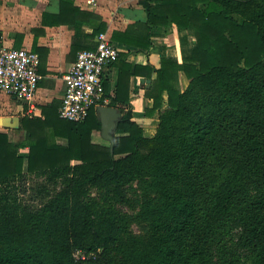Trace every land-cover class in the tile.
<instances>
[{
    "label": "trees",
    "instance_id": "obj_1",
    "mask_svg": "<svg viewBox=\"0 0 264 264\" xmlns=\"http://www.w3.org/2000/svg\"><path fill=\"white\" fill-rule=\"evenodd\" d=\"M57 1L58 13H43V25L73 30L75 51L94 49L106 24L74 0ZM138 4L145 22L110 39L146 51L154 29L176 26L181 63L161 59L145 93L152 99L145 114L161 108L162 92L167 108L151 133L133 122L130 66L121 65L109 103L123 113L112 154L91 141L100 129L95 108L71 122L53 103L40 117H21L19 140L0 131V264H99L118 254V264H264V0ZM179 74L187 81L182 91ZM30 178L42 179L40 206L20 201ZM134 182L144 197L134 217L123 216L114 204L126 203L120 191ZM93 189L101 205L88 200ZM131 222L144 224L145 235L118 250ZM99 250V257H73Z\"/></svg>",
    "mask_w": 264,
    "mask_h": 264
},
{
    "label": "crops",
    "instance_id": "obj_2",
    "mask_svg": "<svg viewBox=\"0 0 264 264\" xmlns=\"http://www.w3.org/2000/svg\"><path fill=\"white\" fill-rule=\"evenodd\" d=\"M74 3L83 10L97 14L106 24L103 32L109 38L112 31L123 30L128 24L146 20L145 12L138 4V0H74ZM43 13H58V1L0 0V44L8 48H26L37 53L40 58L38 72L41 76L32 113L28 114V107L25 104L0 92V117L17 116L20 121L22 116L40 117L42 108L53 103L60 105L64 92L62 76L75 61L78 51L72 48L73 30L66 25H43ZM83 30L88 34L92 31L87 26H83ZM81 40L82 46L92 45V40L84 38ZM113 44L119 50L120 56L118 55V58L104 71L105 102L102 106H109L111 98L116 93L121 65L130 66L125 93L129 98L132 121L142 126L145 133H151L159 122L160 112L167 108V94L166 92L161 94V108L147 115L145 111L152 107V99H149L145 93L156 80V71L161 66V59H172L178 64L181 63L177 28L174 24H169L154 29L151 46L146 51H136L134 47L128 45ZM186 82L185 78L179 74L178 85L181 91L185 88ZM112 108L118 110L121 119L123 114L121 110L113 106ZM94 113L100 123L96 109ZM1 129L0 131L7 132L9 138L14 141L21 138L22 133L16 129ZM91 141L103 146L109 145L108 141L101 136V127L98 131L92 132ZM55 142L61 145L66 144V140L62 138L55 139ZM27 153V148L20 150L23 156ZM76 163L71 162V164Z\"/></svg>",
    "mask_w": 264,
    "mask_h": 264
},
{
    "label": "built area",
    "instance_id": "obj_3",
    "mask_svg": "<svg viewBox=\"0 0 264 264\" xmlns=\"http://www.w3.org/2000/svg\"><path fill=\"white\" fill-rule=\"evenodd\" d=\"M119 55V50L105 32L95 37V47L80 50L63 74V97L58 107L60 119L82 122L91 108L103 105V78L106 68ZM40 58L26 48H8L0 44V92L34 109L40 81Z\"/></svg>",
    "mask_w": 264,
    "mask_h": 264
},
{
    "label": "rangeland",
    "instance_id": "obj_4",
    "mask_svg": "<svg viewBox=\"0 0 264 264\" xmlns=\"http://www.w3.org/2000/svg\"><path fill=\"white\" fill-rule=\"evenodd\" d=\"M0 130H2L0 128ZM12 138V134L10 135ZM146 151V150H145ZM42 182V179H36V178H30L28 180V192L22 196H19L21 198V202L23 204H26L28 206H40L42 203L46 201V199H40L37 196H35V190L37 183ZM123 197L126 200V203H117L114 204V210L118 212L119 214L127 217H134L135 214L139 211L141 200L144 197L143 189L140 187V184L138 182L131 183L130 185L126 186L122 191H120ZM109 194H112L109 192ZM101 194H99L95 189L90 191V197L88 198L91 202H97L98 205L102 204V201L100 200ZM48 200V199H47ZM114 201L111 202L110 205H108V209H111V206H113ZM146 232V226L142 223H130L128 228V235L125 237H121L118 250H127V248H133L134 242L137 243L138 241H142L144 235ZM100 253V250L97 253L90 254L89 256L84 255L83 253L77 251L74 253L73 257L76 260L80 259H89V258H95ZM88 257V258H87ZM99 257V256H98ZM121 258L118 254L117 256L111 255L108 258L100 259L99 264H112L111 261L115 262V264H118L120 262Z\"/></svg>",
    "mask_w": 264,
    "mask_h": 264
},
{
    "label": "water",
    "instance_id": "obj_5",
    "mask_svg": "<svg viewBox=\"0 0 264 264\" xmlns=\"http://www.w3.org/2000/svg\"><path fill=\"white\" fill-rule=\"evenodd\" d=\"M148 82V81H147ZM96 112L99 115L101 136L108 141L109 151L112 154L113 145L115 142L114 132L117 129L118 122L120 121V114L116 108L109 106H97ZM20 126L19 117L3 116L0 117V127L4 129H18Z\"/></svg>",
    "mask_w": 264,
    "mask_h": 264
}]
</instances>
